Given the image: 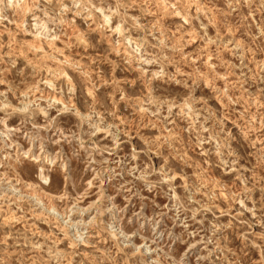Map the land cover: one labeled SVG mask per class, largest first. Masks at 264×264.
I'll return each mask as SVG.
<instances>
[{"label":"rangeland","instance_id":"rangeland-1","mask_svg":"<svg viewBox=\"0 0 264 264\" xmlns=\"http://www.w3.org/2000/svg\"><path fill=\"white\" fill-rule=\"evenodd\" d=\"M0 264H264V0H0Z\"/></svg>","mask_w":264,"mask_h":264},{"label":"bare ground","instance_id":"bare-ground-1","mask_svg":"<svg viewBox=\"0 0 264 264\" xmlns=\"http://www.w3.org/2000/svg\"><path fill=\"white\" fill-rule=\"evenodd\" d=\"M125 51V50H124ZM121 52V51H120ZM208 59V58H207Z\"/></svg>","mask_w":264,"mask_h":264}]
</instances>
